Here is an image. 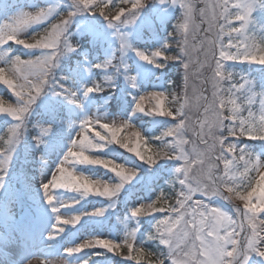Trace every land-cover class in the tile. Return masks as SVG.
<instances>
[{
  "label": "snow or ice",
  "instance_id": "obj_1",
  "mask_svg": "<svg viewBox=\"0 0 264 264\" xmlns=\"http://www.w3.org/2000/svg\"><path fill=\"white\" fill-rule=\"evenodd\" d=\"M76 3L78 5L77 11L82 9L98 11L113 26L117 22L131 23L136 19L138 10L143 7L141 0H121V3L129 4L130 8L126 13L124 8H119V5L113 4L114 8H119L118 13L113 16L104 11V8L111 4L112 0H76ZM172 3L184 9L183 22H178L176 25V30L180 31L184 37L182 41L178 42L179 53L170 56L166 54L165 50L158 49L150 54L137 51V55L149 63H157L158 60H181L185 70V80L187 81L190 77L191 67L194 64L193 49L202 52L204 60L201 61L197 57L195 64L202 67L204 63L214 61L216 65L214 77L212 78L213 92L211 98L203 95V88L200 90L199 99L204 102L205 121L216 129L227 128L230 135H247L252 140H264V115H260L257 119L254 113L249 112L248 117H243L241 115L243 111L241 105L231 95H227L228 99H225L226 94L221 86V79H217V77H222L224 66L221 61L223 60H237L243 57L245 60L251 59L253 62L259 61L264 64V48L249 52L247 50V38L238 43H229L228 48L236 47L239 49L243 45L244 51L238 50L235 54L225 49L223 41L224 36L234 40L236 35L247 31L252 13L255 10L256 0H217L211 6V15H209L208 5L205 4V8L199 9L200 24H196L193 20L194 5L185 3L184 0H172ZM233 9L238 11H233ZM75 15L76 12L69 11L49 23L43 31L33 35L31 39L20 41L21 44L28 45L29 49L44 50L45 54L27 60L16 57L11 63L8 62L0 67V82L6 85L18 100L17 105H9L8 107H3V101H0V113L11 116L17 122L14 126L8 128V132L5 133V136L8 137L6 140L4 137H0V142H2L0 143V181L3 180L8 169L14 145L23 133L25 120L32 105L45 87L50 84L53 69L56 67L59 57L66 50H73V45L66 37V31ZM122 17H127V20L125 21ZM218 18H222L225 24L217 26L215 21ZM233 19L239 22V27L232 23ZM48 20L49 17L46 16L45 9H41L35 14L21 12L11 22L0 27V35L16 34L6 41L0 42V46L8 44L9 41L16 43L19 38L18 34L30 25ZM204 23H207L208 27L203 29V36L200 38L199 45L190 44L189 25L192 26L191 38L195 39L200 37L201 24ZM233 34L236 35L233 36ZM119 35L122 49L127 50L130 47L127 37L123 34ZM218 46L220 59H216ZM167 47H170V44L165 45V48ZM4 55L6 53H0V59H3ZM111 64L112 61L109 60L104 64H97L95 67L108 68ZM157 66L163 67L164 65L163 63H157ZM105 79L111 80L112 77H105ZM201 83H208V78H205ZM237 87L242 88L243 85H237ZM102 88V84L89 87L85 95L100 91ZM228 91L230 93L231 89ZM68 92L71 98L74 94L71 93V90H68ZM165 99V92H153L149 95H141L135 104L137 111L146 112L145 101H155L151 105V110L147 112L174 117V119L178 118L175 127L169 128L161 137L157 138L161 141H165V137H174V139L170 142L165 141L154 156L149 154L153 151L151 148L143 147L147 140L140 131H136L131 136L121 134L126 129L133 127L131 123L127 121H120L119 124L115 121L111 124L103 123L100 124V128L104 131H96L95 136H90L89 128L95 127L103 119H85L78 134V136L82 135L83 138L72 142L71 148L50 182L43 184L48 203L51 205L56 200L50 189L74 190L84 195L111 198L116 196L125 184L136 176L137 173L133 169L115 160L86 154L98 151L105 145H119L127 152L151 165L156 164L162 158L181 160L183 161L182 166L176 168L177 175L170 181V184L178 182L181 186L180 191L176 194L175 204L167 208V212L171 215L159 219L155 225V231L149 235V239L156 236L162 237V244L167 249L164 252L166 260L170 261L171 264H249L253 255L264 259V219H261L258 215L264 213V206H257L260 203L259 199L255 203L253 202V197L259 196L258 185L264 179V160L244 147L238 148L236 143L228 144L227 150L232 153V157L229 159L223 150L226 137L212 136L211 128L206 133L204 125H200V131H197L196 125L191 123V117L184 110L185 105L188 103L187 98L175 114L165 108ZM73 102L76 101L73 100ZM261 104L264 105V94H262ZM209 114H211L210 120L208 119ZM225 121H231L232 123L225 124ZM189 130L196 137V140L191 142V152L186 150L185 146L189 144V140L184 138V134ZM41 131L43 134H47L48 129L44 128ZM9 133L11 135H8ZM197 141L205 146L203 151L197 147ZM217 144L220 146L219 155H213ZM237 151L238 155L236 154ZM221 160L224 161L222 174H217L219 164L216 161ZM206 161L208 167L205 173ZM66 165H70V167H66ZM76 165L105 168L118 177L120 182L110 183L101 179H94L77 172ZM193 166H196L199 173L195 179L191 176ZM241 169L242 171H240ZM253 171L259 177L258 180L256 177L249 178V173ZM237 173L242 178V183L247 181L246 191H237V188L240 187L235 184ZM0 188H3L2 182H0ZM225 189L229 194L235 193L236 197L244 202L243 208H235L236 215H230L220 207L212 206L209 202L205 203L199 199L193 200L196 193L207 197V200L215 196L225 198ZM161 199H163V193L157 197L156 201L133 209L132 216L141 217L151 215L153 212H165L164 207L158 206ZM52 210L58 213L60 208L53 207ZM103 214L104 209H97L92 213L96 216ZM81 219V215H75L72 219H64L62 223L64 225L77 224ZM213 220L216 221L218 227L213 228ZM57 222H61V216H57ZM225 229H227V232ZM59 231L63 232L64 228H60ZM129 237L130 239L125 240L123 243H117L109 239L90 240L68 248L67 253H81L84 249L103 248L119 255L120 250L126 247L129 254L125 258L139 261L145 256L146 249L136 246L135 232H130ZM48 238L53 239L54 237L50 235ZM225 239L228 241L226 246L222 243ZM237 253H239V257H237ZM148 255L152 254L148 253ZM209 257H212V259H209ZM84 264H88V262L85 261Z\"/></svg>",
  "mask_w": 264,
  "mask_h": 264
},
{
  "label": "rangeland",
  "instance_id": "obj_2",
  "mask_svg": "<svg viewBox=\"0 0 264 264\" xmlns=\"http://www.w3.org/2000/svg\"><path fill=\"white\" fill-rule=\"evenodd\" d=\"M13 1V2H10ZM21 3L19 5H15L14 2ZM0 0V27H3L5 23H9L18 16L21 12H30L35 14L40 9L52 8L55 11L53 15L49 17L48 21H44L38 24L30 25L25 31L21 33L20 38H27L37 33L39 29H41L45 24L50 22L53 17L61 13L63 10L69 11L72 10L76 12V15L73 16L71 22L69 23L66 31V37L68 41H70L71 35H76L79 41L80 47H76L73 45V50L65 51L57 62L56 67L53 69L52 79L48 86L45 87L44 91L41 93L39 97H37L35 103L32 105L30 112L28 113L25 125L23 129V133L19 138L18 142L14 145L12 152V159L9 162L8 169L4 175L2 181L3 188H0V264H84L85 261L88 264H114L111 260V257L107 261L101 260H86L90 252H84L82 255L75 257V259L70 260L69 257L71 255L64 256V253L69 248L67 245L63 247L61 251L62 253H55L56 243L54 242V234L56 230V225L60 224L57 222V216H61V221L69 216L68 210L73 208H83L87 209V203L81 205H77L75 202H71L67 199L70 197L66 194V192H60V189H50L52 194L56 197V200L53 204H49L47 198L44 194L43 184L50 182L52 176L56 173L60 164L63 162L64 157L67 152L71 148L72 142L76 139H82V135L78 136L81 131V125L85 119L88 118H100L103 119L100 121L103 123L111 124L113 121L119 124L120 121H127L130 123V114L125 116L124 114H111L107 110H103L99 112V103L97 99L94 97V92L88 95H85L87 88L95 87L99 84L98 79L96 77L95 64L97 58L90 57L89 48L84 45L82 42V38L85 36L91 37V40L94 42H100L103 48L106 51V55L108 56V60H111L116 51V46L119 45L121 47L120 35L113 28L109 30V32H105L104 30L97 28L95 22H92L94 17L98 18L102 16L99 12H94V10L82 9L77 11L78 5L76 0ZM121 0H112V3L109 5L116 4ZM185 3H189L194 5L193 12V20L196 24L201 23V17L199 15V9L205 8V4L208 5L209 15H211V6L217 2V0H184ZM23 3V4H22ZM143 7L138 10L137 13L145 14L144 16H137L136 19L138 21H134L132 25L129 26V32L121 31L123 35L127 37L128 44L130 47L127 50L121 49L122 57L126 53H129V57L133 60L134 69L133 76L128 78L127 75H124L125 85L132 89L135 83H140V86L144 88L146 85L148 78L155 70V63H149L141 59L139 55H137V51L146 52L150 54L158 49H162L164 44V37H160L159 35H154L153 46L149 48L139 49V47L133 43L134 37L140 30V26L143 23L149 25H155V21L158 23L165 24L169 19H171L176 12V9L179 7L176 4L172 3V0H154L152 4H150V0H141ZM119 8H123L119 5ZM119 8H114L110 15H116L119 11ZM181 8V7H180ZM184 11V9H183ZM233 11H238L237 9H233ZM154 16V17H153ZM89 17H92L90 19ZM237 27H239V22L234 20L232 21ZM217 26L224 24L222 18H218L215 21ZM207 23L201 24V34L200 37H196L195 39L191 38L192 26L189 25V37L190 44L199 45L200 38L203 36V29L207 28ZM264 29V2L262 0H256L255 10L252 13L250 22L248 24L247 31L245 33H241L239 35L233 34L234 40H232L228 36L223 37L225 49L232 52L233 54L237 53V51H244L243 45L238 49L236 47L228 48L229 43H238L239 41L245 40L247 38L246 43L249 47V44L254 41L257 35L260 33V30ZM154 29H152L153 31ZM211 35V34H210ZM83 43V44H82ZM117 43V44H116ZM21 47V52L18 54H14V51ZM122 48V47H121ZM78 51L81 56L74 59L73 63L69 66H66L65 71L63 72V77L61 79H56V71L61 64V59L65 57H69L72 53ZM0 53H6L3 59H0V67H3L4 64H7L11 60L16 57H20L21 59H32L37 56L45 54L44 50L41 49H29L25 48L23 45L12 43L11 41L4 46H0ZM25 55V56H24ZM192 57L194 64L190 70V77L186 81L185 80V70L183 75V80L181 82L180 89L169 88L166 90V100L165 106L166 109L171 110L174 114L177 110L184 104L185 99L187 98L188 103L185 105V111L191 117V123L196 125V130L200 131V125H204V131L207 133L209 128H211V135L223 138L222 129H216L215 127H211L207 121L204 119V107L203 101L199 99L201 88L204 89L203 95L211 98L213 92L212 78L214 77L216 65L214 61H210L209 63H204L201 67L199 64H195V60L197 57L203 61L204 56L202 52H198L195 48L192 51ZM216 59H220L219 57V46L217 47ZM237 60H241V57ZM126 62V58L124 59ZM235 60H223L221 63L223 66H227L230 70H239V77L242 79L241 85L242 88H239L242 92L247 93L246 99L251 104L256 103V99H258V108L252 113L255 114L258 119L260 115H264V105L261 104L262 94L264 91L258 93L255 89L257 86L256 78L249 76L248 74L242 72L243 67L240 64H234ZM254 65V64H252ZM231 71L227 74L226 78H229ZM135 78L134 80L132 78ZM205 78H208V83L202 84ZM220 79V77H217ZM229 79H232L231 77ZM263 81V79H260ZM169 82L171 80H168ZM7 86L3 85L0 82V89H6ZM8 89V88H7ZM68 90H71V93L74 94L71 98L69 96ZM9 91H11L9 89ZM13 95V103L15 106L18 103L15 94L11 92ZM141 95H148V92H143ZM141 95H133V107H135L136 101ZM75 100L76 102H73ZM42 109L41 112L39 110ZM141 112L143 114L151 115L153 117V128L161 123V118L152 115V113ZM44 113V114H43ZM35 115H38L35 118ZM35 118V119H33ZM173 120L174 117H168ZM33 119V128L35 129L34 139L30 137V126L29 122ZM208 119H211V114H209ZM199 122V123H197ZM17 122L11 116L0 113V126L8 129L12 127ZM173 121H170V125L166 127L167 131L171 127H175L176 124ZM231 123V122H230ZM47 128V134L42 133V129ZM97 129V128H95ZM98 130V129H97ZM100 131V130H99ZM8 135H11L10 133ZM1 136V129H0ZM91 136V135H90ZM8 138V137H7ZM33 140H32V139ZM184 138L189 140V144L185 146L186 150L191 152L192 141L196 140L195 135L191 130L187 131L184 134ZM174 137H169V142L173 140ZM236 143L238 148H243L239 146V139L226 138L224 140L223 150L225 155L231 159L232 153L228 152V144ZM37 146H42V151L40 155L36 158H32L33 161L30 165H20L22 167L21 171L12 172L8 171L10 169H14L15 163L17 162L18 155L21 154V148L29 149ZM147 146H149L147 144ZM197 147L203 151L205 146L200 144L197 141ZM20 150V153H19ZM103 150V149H100ZM220 146L217 144L216 149L213 152V155H219ZM27 151H25L24 163L26 161ZM237 154V153H236ZM238 155V154H237ZM262 160H264V148L259 155ZM135 159L134 156L131 157ZM172 160V159H171ZM170 161V159H168ZM179 162V163H178ZM219 164V169H217V174H222V169L224 166V161H216ZM170 164V163H169ZM183 162L181 160H177L173 166H170V169L167 171V176L169 180L165 183H170V179L177 175L176 168L182 166ZM66 167H70L66 165ZM207 161L205 162L204 172L207 171ZM241 171V170H240ZM199 173L197 172L196 166H193V171L191 176L195 179L198 177ZM158 174L150 173L147 177L148 182H153ZM116 177V176H115ZM113 179V176L109 178ZM111 179V180H112ZM141 179V177L135 176L130 182L126 183L125 186L121 189L124 190L128 188L132 183H136ZM108 181V180H107ZM242 178L237 173V178L235 180V184L239 185L240 190L243 191L245 187L244 181L241 182ZM172 185L173 189L176 191V194L180 191L181 186L178 182H175ZM25 187V188H24ZM26 187L33 189L32 191L36 194L41 195L40 200L43 204L42 207H39L37 214H32L22 211L23 205V197H30L34 200V196L26 195L25 189ZM259 196L253 197V202L255 203L257 199H259L260 203L257 204L258 207L264 206L261 202L264 201V182L258 185ZM225 193H227L225 189ZM231 195V194H230ZM176 196V195H175ZM99 197V196H98ZM115 197H111L108 199H114ZM174 199V204L176 201ZM44 199V200H43ZM203 200L205 203L209 202L212 206L220 207L222 210L227 212L230 215H236L235 206L233 204H238L241 208H243L244 202L239 200L236 195H233V200L228 201L223 196H215L207 200V197H204L200 193H196L193 196V200ZM97 200H101L100 197ZM137 204H142V198L139 197L136 200ZM117 204V200H109L107 205L104 208V214L101 216L89 214L86 217H82L79 222V226L82 224H86L90 221L98 224L99 226L103 225L108 221V218L111 214L115 213V207ZM62 205H68L63 206ZM53 207H59L60 211L54 212ZM167 215H171V213L164 214L162 218ZM261 219H264V213L258 214ZM161 218V219H162ZM54 224H56L54 226ZM156 223L148 226L143 230V224H141L140 219L132 216V211H128L127 214L121 218H117L111 228L104 232L103 236L98 237V239H109L114 240L117 243H123L125 240L130 239L129 233L135 232V243L139 247L144 246L143 242L146 237L152 234L155 231ZM53 235V239H49L48 237ZM84 243L86 240L93 241L94 237L84 236L82 237V231L78 229L74 230L72 234V242L78 241ZM163 245V244H162ZM21 249H25L26 251L22 253L21 257H18V253ZM163 252H165L166 246L163 245ZM147 251V249H146ZM153 255V254H152ZM125 261V260H123ZM127 264H129V259H126ZM131 264V263H130ZM133 264V263H132ZM138 264V263H136ZM139 264H156L155 262L142 261ZM165 264H171L170 261H165ZM249 264H264V259L259 256L253 255Z\"/></svg>",
  "mask_w": 264,
  "mask_h": 264
},
{
  "label": "trees",
  "instance_id": "obj_3",
  "mask_svg": "<svg viewBox=\"0 0 264 264\" xmlns=\"http://www.w3.org/2000/svg\"><path fill=\"white\" fill-rule=\"evenodd\" d=\"M153 2H154V0H150V4H152ZM118 5L123 7L125 9L126 13H127V10L130 8L129 4L121 3V1L118 2ZM112 10H113V6L109 5V4L104 8V11L108 14H110V12H112ZM144 12H147V11H144ZM144 12L137 13L136 17L137 16H144L145 15V14H143ZM66 13H67V11H62L51 22H53L54 20L59 18V16L66 14ZM183 13H184L183 9L179 7L177 9L174 17H172L171 20H169L167 22V29L165 31L162 30L161 28L157 29L158 33L167 37L165 40V43L163 45V50H165L167 52L166 53L167 55L175 56L180 51V49L178 47V42L182 41L184 37L180 31L176 30V25L178 22L182 23ZM89 18L92 19V17H89ZM123 18L124 17H122V19ZM124 20L126 21L127 17H125ZM134 21H138V20L135 19ZM134 21H132L131 23L117 22L116 25L113 26L112 24H109L108 20L104 16H100L98 18L94 17L92 19V22H95L97 28H100L107 33L109 32V30L111 28H113L115 30L114 32L119 33V34L122 33L121 31L129 32V26L132 25ZM48 25L44 26V28L47 27ZM140 30L141 31H139V34H143L145 40H140L135 36L133 39V43L136 45H140L141 48L145 47V46H149L151 38L153 37L152 33L150 31V28L147 25H144V26L140 27ZM32 36H30V37H32ZM30 37H27V38H30ZM27 38H25V39H27ZM71 40H73L75 42L74 45L78 44V43H76L77 38L75 36H72ZM83 40L90 47L92 54H95V53L98 54L99 59H98L97 64H104L107 61H109L108 56L105 54V50H104L103 46L99 42L96 44L93 43L91 40V37H89L88 35L86 37H84ZM168 44H170V47L165 48V45H168ZM116 47L117 48L115 51V55H114L113 59L111 60L112 64L108 68H97L96 67L98 80L100 81V84L103 85V88H102V90H100L98 92V95L112 94V97L110 99V107H112L113 109L114 108L119 109L121 107V103L123 102V100L124 99L127 100L126 104L128 105V107H127L128 111H130V110L133 111V117H132V123H131L133 125V127L126 129L121 134L131 136L136 131H140L144 137L147 136L148 140H153V142L155 144L154 147L147 146L146 145L147 143L144 144L143 147L151 148L153 151L149 154L154 156L156 151H158L161 148L162 144L165 141L169 140V137H165V141H161L157 138L161 137L163 135V133L166 132L165 131L166 127L168 125H170V121L177 123L176 122L177 120H173V119L169 120V118L167 116H161V115H157V114L152 113V115L163 118V120H161V123L156 127V129L151 130V128L153 126V122H152L153 117L151 115L143 114L140 111H137L136 108L131 109L132 98H133L134 94L140 95L145 90H147L149 92V94H151L153 92H165L164 91L165 89H169L171 87L174 89H177V90L180 89L182 78L184 75L183 62L179 59L172 60V61H160V60H158L157 63H163L164 66L158 67L157 63H155L156 68L152 72V74L150 75L145 89H142L140 87V85L135 84L133 91H130L129 87L125 86L124 75H128V77L132 76L133 69H134V63H133V60L131 59V57H129V53H126V55L124 56V59L126 58V62H125L123 57H122L123 56L122 55L123 53L121 51L122 48L119 45H117ZM258 48H264V34L262 32H260L257 35V37L254 39V41H252L250 43V46L248 47V49H249L248 51L249 52H255L258 50ZM21 49H22L21 47H18L14 51V54H18L21 51ZM75 55H78V54L74 53V54H72V57ZM248 60L251 61V59H248ZM65 61L67 62L68 60L64 59L63 62H65ZM70 62H71V59H70ZM251 62H253V61H251ZM253 63H255L259 67L257 71H260V72L264 71V64L260 63L259 61H256ZM228 73H229V71L226 68H224V73L222 74V77H220L221 86L224 88L225 94H226L225 99H228L227 95H231L233 98H235L237 103L239 105H241V107L243 108L241 115L243 117H248L249 113H248V108L244 102L245 101L244 97L243 98L242 97L236 98V95H235L236 94L235 91H237V89H235V83H240V81L236 80V79L226 78ZM6 75H8V74H6ZM105 77H112V79L106 80ZM233 77L237 78L236 75ZM168 79H171V82H168L167 81ZM162 80H164V82L161 85ZM229 89H231L230 93L228 91ZM11 92L12 91H9V89H7V88L3 89L1 91L0 101H3V104H2L3 107H8L9 105H12L13 95ZM154 103H155V101L146 100L144 106H145V108H147V110L148 109L151 110V105ZM164 106H165V101H164ZM229 107H230V105H229ZM165 108H166V106H165ZM225 114L227 115L228 113L226 112ZM33 119H32V121L29 122V126L33 125ZM230 122L231 121H225V124H230ZM97 129L96 130H90L91 136H95L96 131H99V130L101 132L104 131L103 129L100 128V124L98 125ZM7 132H8L7 128H4L2 131L1 137H4L5 140L7 139V136H5V133H7ZM32 135H33V133H32ZM222 135L226 138H229V140L232 138L239 139V146H244V148H246L249 152H250V149H252V153H256L257 149H255V147L251 148V147H249V145L251 144V146H253L256 143H260L261 141H263V140H252L247 135H245V136H240L239 134L230 135L227 128L222 129ZM147 138H146V140H147ZM148 140H147V142H148ZM0 143H2V142H0ZM248 143H250V144L248 145ZM102 149L103 150L93 151L92 153H86V154H91V155L96 156V157H101V158H105V159H112V160H115L116 162H120L121 164H124L126 167L133 169L137 173L136 176H139V177L140 176L146 177L147 174H149L150 172L159 171V170L163 169L162 168L163 166L168 167V165H170L172 163L171 161L169 162L168 159L162 158L156 164L151 165V164H148L146 161L140 160L134 154L133 155L135 156V159L132 160V158H130V155H132V153L127 152L125 149L121 148L119 145H116V144L105 145ZM32 152H33V154L38 153L37 150H32ZM237 154H239L238 151H237ZM21 162H22L21 157L18 156V161H17L16 166H18ZM76 170H77V172L88 175L94 179H101L104 181H107L110 174L115 176L109 170L102 168V167H99V166L76 165ZM241 171H242V169H241ZM251 177H256L257 180L259 179V177L256 175V172H254V171L249 173V178H251ZM109 182L110 183H119L120 180L118 177H115V179H113L112 181H109ZM161 182H162V177L157 182V185L160 184ZM262 182H264V179H262L259 184H262ZM145 184H146L145 179H143L138 184H132L130 189L128 190V192L131 193V192L136 191L140 188H143V187H145ZM246 184H247V181H244L245 186H246ZM139 192L140 193L144 192V189H140ZM77 193L80 195V198H81L83 194L80 192H77ZM123 194L124 193H120L119 195H117V198L119 199V205L118 206L120 208H122L121 200L123 198ZM96 197H97L96 195H87V197H85V198H88L90 200L88 202V208L90 209L89 212H93L94 209L102 208L104 206L103 203H100L99 201H95ZM173 200H174V198H173ZM173 200L171 202V205L174 204ZM166 202L163 200H160L159 204H158L159 207L165 208V212H163V213L153 212V213H151V215L141 216V218L153 219V220L159 219L164 213H167V208H168L170 203H166ZM150 203H152V202H147L146 204H150ZM119 214H121V211H119ZM148 223H146V225ZM91 226H93V225H91ZM144 245L147 249L146 254L144 257H142L137 262L152 261V262L156 263L157 257H156V255H154V253L162 252L163 251V249H162L163 245L159 242V240H156V239H149V240L144 242ZM90 251L92 253H94L92 258L100 257V258L104 259L107 257H111L112 260L116 263H118L122 260H125L126 259L125 257H127L129 254L128 249L126 247L122 248L120 250L119 255L116 254L115 252H109L108 250L103 249V248H93ZM148 253H151L153 255H148ZM74 254H76V253H74ZM130 261L131 260L129 259V262ZM132 261L135 262L136 260H132ZM123 264H126V262H123Z\"/></svg>",
  "mask_w": 264,
  "mask_h": 264
},
{
  "label": "clouds",
  "instance_id": "obj_4",
  "mask_svg": "<svg viewBox=\"0 0 264 264\" xmlns=\"http://www.w3.org/2000/svg\"><path fill=\"white\" fill-rule=\"evenodd\" d=\"M41 10V9H40ZM39 10V11H40ZM46 10V16L48 17H51L53 15V12L55 11L54 9L52 8H47L45 9ZM40 23V22H38ZM26 30V29H25ZM24 30V31H25ZM22 33V32H21ZM21 33L18 34L19 38L16 40V44H19V45H23L25 48H28V45H25V44H21L20 41L21 40H25L24 38H20L21 36ZM13 35H16L14 33H9L8 35H0V42H3V41H6L7 39L11 38ZM27 39H31L30 38H27ZM15 59L11 60L9 63H11L12 61H14ZM237 191H241L240 188H237ZM243 191H246V186L243 188ZM235 193H231L230 194H226L224 193V196L226 198V200L228 201H231L233 200V195ZM262 204H264V201L261 202ZM235 206V208H241L238 204H233ZM219 226H223V225H219ZM230 226V225H229ZM218 227V225L216 224V221L213 220V228H216ZM225 231L227 232V229H225ZM153 239H156V240H159V242L162 244V237L160 236H156L154 237ZM222 243L226 246L228 241L225 239L222 241ZM154 255H156L157 257V262L156 264H165V261H166V257L164 256V252H160V253H154ZM237 257H239V253H237ZM209 259H212V257H209Z\"/></svg>",
  "mask_w": 264,
  "mask_h": 264
}]
</instances>
